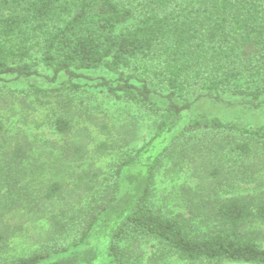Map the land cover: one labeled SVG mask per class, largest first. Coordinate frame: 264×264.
Returning <instances> with one entry per match:
<instances>
[{
	"label": "trees",
	"instance_id": "trees-1",
	"mask_svg": "<svg viewBox=\"0 0 264 264\" xmlns=\"http://www.w3.org/2000/svg\"><path fill=\"white\" fill-rule=\"evenodd\" d=\"M41 64L64 90L75 93L81 72L106 70V95L134 104L154 123L149 139L124 152L85 206L78 190L101 172L83 171L70 187L44 179L28 143H10L0 123V264H143L176 257L192 264H264V124L247 128L204 114L189 116L202 100L241 98L257 109L264 96V0H0V77L30 79ZM30 94L48 91L31 87ZM162 103L155 101L154 97ZM190 99H192L190 101ZM91 119L82 101L74 109ZM94 151L107 154L111 128ZM58 136L70 115L50 124ZM89 136L60 147V167L79 164ZM189 166L198 190L184 191L188 216L166 217L153 207L166 162ZM57 165V164H56ZM254 184L251 194L232 190ZM84 185V184H83ZM226 190V191H225ZM58 203L63 206L58 207ZM47 224L40 247L3 258L28 223ZM202 228L194 226V223Z\"/></svg>",
	"mask_w": 264,
	"mask_h": 264
},
{
	"label": "rangeland",
	"instance_id": "rangeland-1",
	"mask_svg": "<svg viewBox=\"0 0 264 264\" xmlns=\"http://www.w3.org/2000/svg\"><path fill=\"white\" fill-rule=\"evenodd\" d=\"M37 72L38 75L30 79L0 77V123L3 132L10 143L24 142L31 146V161L39 160L44 164V179L63 178L70 187H73L79 173L100 171L98 180L92 182L85 180L90 185V190L82 182L85 191L78 190L81 204L75 202L77 196L70 200L74 202L76 208L85 206L99 190L102 179L113 163L124 152L141 146L149 139L154 120L141 112L136 105L107 96L102 80L113 83V77L102 68L81 72V77L74 81L79 86V91L75 93L63 89L68 82L65 75L62 74L55 82H51L49 80L51 73L44 66L39 64ZM31 87L48 91L49 94L32 95ZM154 99L163 104L159 97L155 96ZM222 99V102L212 100L195 102L188 115L194 117L204 114L247 128L264 124V96L257 109L248 108L241 98L230 94L222 95ZM79 101L88 105L91 119L79 116L74 110ZM65 112L72 119L73 129L67 137H61L51 130L50 124L57 115ZM93 121L104 123L112 130L108 142L114 147L107 154L99 155L94 151V148L106 138L100 134ZM85 133L89 136L88 154L79 164L60 167L62 160L60 147L67 142L78 141ZM198 187L199 181L191 167L175 166L173 162L167 161L156 177L152 196L153 207L166 217L188 216L183 200L184 191L198 190ZM254 190V184H242L232 191L246 195L253 193ZM60 206L63 205L58 203V207ZM194 226L202 228L196 222ZM26 227L27 234L12 239L9 252L3 258L29 255L40 247L47 229L46 222L41 220L28 223ZM262 246L264 247V241ZM142 248L143 264H192L176 257H167L158 263H151L148 259L152 254L153 245L145 243Z\"/></svg>",
	"mask_w": 264,
	"mask_h": 264
}]
</instances>
